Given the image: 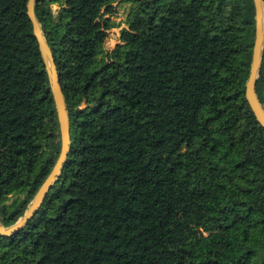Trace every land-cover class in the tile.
Returning a JSON list of instances; mask_svg holds the SVG:
<instances>
[{
  "label": "trees",
  "instance_id": "1",
  "mask_svg": "<svg viewBox=\"0 0 264 264\" xmlns=\"http://www.w3.org/2000/svg\"><path fill=\"white\" fill-rule=\"evenodd\" d=\"M126 1L134 10L107 63L114 0H35L71 150L36 216L0 236V264H264V130L244 100L252 0ZM27 2L0 0L6 227L60 150ZM256 92L264 105V51Z\"/></svg>",
  "mask_w": 264,
  "mask_h": 264
},
{
  "label": "water",
  "instance_id": "2",
  "mask_svg": "<svg viewBox=\"0 0 264 264\" xmlns=\"http://www.w3.org/2000/svg\"><path fill=\"white\" fill-rule=\"evenodd\" d=\"M252 3L254 7L255 22L254 40L249 67V76L245 84L244 100L248 104L255 121L264 130V108L260 103L256 92V83L262 66L264 51V4L262 0H252ZM34 8L35 0H28L27 17L32 26L33 36L38 43L39 51L48 78L49 90L51 92L56 113L60 150L52 170L37 190L24 215L13 225L8 227L4 226L0 222V236L2 237H12L18 234L36 216L49 192L60 179L71 150L70 121L65 97L60 85L54 54L45 39L41 25L36 18ZM50 136L52 137V135Z\"/></svg>",
  "mask_w": 264,
  "mask_h": 264
},
{
  "label": "rangeland",
  "instance_id": "3",
  "mask_svg": "<svg viewBox=\"0 0 264 264\" xmlns=\"http://www.w3.org/2000/svg\"><path fill=\"white\" fill-rule=\"evenodd\" d=\"M112 7V13L103 17L104 19L109 20V22L112 24V28L108 31V36L104 42V45L102 46L101 53L99 55V58L103 59V62L107 63L109 62L110 53L116 48L118 44H120V34L123 30L128 28L129 18L134 10L133 4L126 0H114V2L112 3ZM51 8L54 14H56L59 10V6L57 3L52 4ZM87 106L88 104L83 102L80 108L84 109ZM262 106L264 108V105ZM56 142H59V133ZM43 143H45L46 149L50 147V142H48V140L44 139ZM17 198L18 196L16 195L9 196L6 204L12 203ZM199 234L204 236L210 235V233L203 230H201ZM197 239L198 238H196L195 241H197Z\"/></svg>",
  "mask_w": 264,
  "mask_h": 264
},
{
  "label": "flooded vegetation",
  "instance_id": "4",
  "mask_svg": "<svg viewBox=\"0 0 264 264\" xmlns=\"http://www.w3.org/2000/svg\"><path fill=\"white\" fill-rule=\"evenodd\" d=\"M258 96V95H257ZM259 99V98H258Z\"/></svg>",
  "mask_w": 264,
  "mask_h": 264
}]
</instances>
